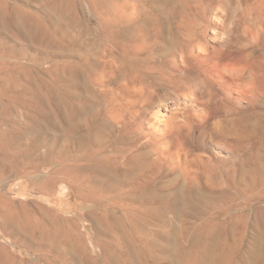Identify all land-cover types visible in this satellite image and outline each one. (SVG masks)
<instances>
[{
    "label": "bare ground",
    "instance_id": "1",
    "mask_svg": "<svg viewBox=\"0 0 264 264\" xmlns=\"http://www.w3.org/2000/svg\"><path fill=\"white\" fill-rule=\"evenodd\" d=\"M87 1L101 41L66 37V16L0 0V34H20L34 51L24 59L0 39V153L37 152L44 166L56 154L52 168L18 169H45L39 188L66 184L93 205L108 242L101 264H264L261 240L241 252L249 214L235 215L264 200V0L242 28L226 23L230 0H123L109 16L102 0ZM16 109L25 125L6 122ZM42 123L60 142L43 155L44 143L27 139ZM255 213L263 238L264 208ZM14 223L40 253L30 264H96L41 221ZM18 261L0 246V264Z\"/></svg>",
    "mask_w": 264,
    "mask_h": 264
},
{
    "label": "rangeland",
    "instance_id": "2",
    "mask_svg": "<svg viewBox=\"0 0 264 264\" xmlns=\"http://www.w3.org/2000/svg\"><path fill=\"white\" fill-rule=\"evenodd\" d=\"M28 1L29 2H27V0H5L7 4L9 3V6L13 7L14 5H16L18 7L20 6V8H29L28 10H30V12L37 13L36 15L40 18L44 17L46 9L48 10L47 12L49 16L52 19H55L56 22L58 19V22L61 23V21L63 20L62 18L66 16L64 18L65 20L62 21V24L66 22V25L68 26L63 27L65 36H70L68 38L79 36V34L81 33H86L83 35L85 42L92 40H103L102 38L97 36L96 33H94L93 29L99 24L100 19L95 16L96 14H94V12H92V8L90 7V4L87 0H70V2L69 0H60L58 1V3L61 2V5L57 3V0H51L54 3H52L50 0ZM106 1L107 11L103 0L98 3V7L101 8L99 9V11L106 13L107 16L110 15V10H108L109 7L112 8V6L118 5L119 8H122L123 6V0ZM235 1L236 0H230L224 3L226 23L229 25V27H241V25L243 27L246 24L248 25L249 20L250 22H253L252 19L255 16V10L257 6L256 4L258 3V1L248 0L246 2L245 0H238V3ZM133 3L136 4L135 2ZM57 5L61 6H59V8L62 9L63 13L60 9H56L58 8ZM41 9L45 11H41ZM54 9H56L55 13H53ZM118 10L120 11V15L124 12V8L123 10ZM61 13L62 15H60ZM71 19L75 21L74 26H69ZM238 24H240V26ZM87 27L88 29H86ZM0 36V39L5 37L4 34H0ZM5 39L3 38L1 40L5 41L9 46L15 48L16 50L25 49L24 55H21L24 59H27L30 54L34 53L30 46H28L29 44L27 40L20 34L10 36V38L5 37ZM14 45L17 47H15ZM39 60V67L41 66V69L43 67H48V64H42V59ZM38 75L42 77L43 74L39 73ZM43 78L46 79L45 75H43ZM5 116L6 122L10 120L11 122H17L20 125L26 124V117L24 116L23 109H16L13 112L11 111L7 113ZM10 121H8L7 123L10 124ZM41 125L42 126H39L38 124L33 125L34 128H38V131H35L27 139L37 144H40V142L42 141L44 144L43 146L40 145L39 149L43 155L48 153V150L50 153V149L53 150V147H56V149H58L60 142H58L56 138V134H58L56 133V131H50V133H48L46 128L44 127L45 124L42 123ZM22 141L25 142V139ZM18 154L11 153L3 155L0 153V168L8 169L0 170V246L3 247L14 259H16L17 261L19 260L18 262H21V264H30L32 262L35 263L38 260L40 253L32 252L25 248L22 244L24 235L14 229L15 220L21 219L22 217H30L32 219L43 222L51 232L57 233L58 236L61 237V242L63 244L68 237L71 242L74 241L73 243L76 247L80 246V248H84V251L87 252V256L91 260H93L96 264H101L103 259V249L108 245V242L105 240L106 237H104V235L101 233L102 229H100V227L97 229L94 220L90 217L92 216L91 213L94 211L93 205L87 202H81L74 192V188L66 184H56L52 187H49L47 190H42L41 188H39L40 182H43L46 178L44 173L45 169L38 173H32L29 172V170L21 171L22 169H18L26 167L33 168V165H35L36 163L40 164L39 168H52L56 166V154L50 155L49 160L45 161V163L51 162L49 163V165L47 164L48 166H44L41 160H39L38 156H36L38 155L37 152L35 153V155H30L29 158H23V156L25 155L21 154L20 156V154ZM8 156L10 158H8ZM51 156H53V158H51ZM31 157L32 159H34L31 160ZM25 158L29 159V161L27 160V162ZM16 159L19 161L17 162ZM20 160L22 161L20 162ZM1 161H3L2 164ZM4 161L6 163H4ZM31 161L32 163L28 164ZM17 163H19V165ZM24 163L26 165L28 164V166H26ZM16 168L18 169V172L16 171ZM257 208H264V200L260 201L258 199H255L235 213V215H240L243 212H247V215L249 214L245 234L243 236V241L241 244L243 246H241L240 248L241 252H244L248 249V247L253 242V239L261 240V244L264 243V237H254V232L251 226L253 225V221L255 218L254 216L256 214L255 212L256 210H258ZM238 237V234L229 236V240L227 239L228 243L232 244V239L233 241H236ZM158 240L159 241L157 242L161 243L160 239ZM155 253L160 257L168 255L161 254L160 252ZM53 263L57 264L56 261H54Z\"/></svg>",
    "mask_w": 264,
    "mask_h": 264
}]
</instances>
